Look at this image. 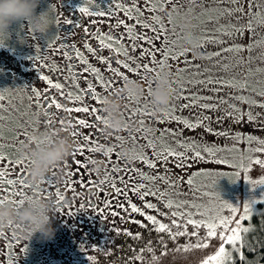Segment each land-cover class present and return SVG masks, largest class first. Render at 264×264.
Wrapping results in <instances>:
<instances>
[{
    "label": "flooded vegetation",
    "instance_id": "flooded-vegetation-1",
    "mask_svg": "<svg viewBox=\"0 0 264 264\" xmlns=\"http://www.w3.org/2000/svg\"><path fill=\"white\" fill-rule=\"evenodd\" d=\"M178 3L179 0H168L166 4H161L160 0H149L146 4L145 0H137L138 12L132 8L131 0H40L36 12H47L49 20L45 33L36 32L30 24L20 21L13 23L7 34L0 35V155L10 162L23 161L18 165L0 161L4 163L0 171L6 172L5 179L18 180L23 176L25 184L30 186L22 189L23 196L17 197L10 194L9 185L4 184L0 199L6 198L7 202L3 204L8 207H19V201L25 202L29 198L45 200L52 206L54 229L51 238L40 233L31 236L23 225H11L0 231V264H136L140 252H144L141 240L150 239L152 234L148 233L150 226L144 217L130 211L129 201L141 208L144 203L131 186L143 183L163 194V199L151 195L145 197L160 212L143 210L156 215L165 224H169L171 219L172 208L165 206L169 201L174 206L183 205L190 194L192 198L198 197L200 190L192 189L193 177L203 172L201 166L204 165L188 166L182 161L183 166H178L180 162L175 157H169L167 163L159 158L168 150L181 152L188 140L193 139L195 129L180 125V120H188V116L177 110L175 119L170 114L155 121L143 119L141 115H148L157 106L152 105V95L148 94L149 87L154 90L151 78L143 70L138 75L129 73L117 63L131 64L134 58L135 65L142 60L139 65H160L158 62L165 60L162 53H166L160 26H166ZM82 7L88 8L90 14L81 13ZM153 8L154 11L151 10ZM163 15L169 19H162ZM153 17H157L159 22ZM145 24L149 27H144ZM109 35L119 38V42L107 40ZM142 36L153 43L138 38ZM101 39L105 45L110 44L111 49L102 47ZM88 47L96 50L95 54L89 52ZM145 50L151 55L145 54ZM125 51L127 56L122 54ZM77 53H81L88 63H82ZM152 56H155V61ZM101 57L108 58L110 66L129 79L115 76L108 70L109 64L101 62ZM89 65L99 70V76L105 82L112 81V86L105 89L96 74L85 70ZM163 65L169 64L164 62ZM129 81L141 87L139 97L124 91ZM57 83L62 86L59 90L52 86ZM89 84L95 86L102 102L84 95ZM37 92L40 93L39 99ZM78 95L81 97L79 101L76 100ZM45 97L55 98L62 105L61 109H48L49 113H55L54 116L46 114ZM106 98L119 105L116 114L121 121L119 130L109 129L104 123L107 114L103 101ZM83 105L98 111L89 115L64 110ZM170 107L171 104L165 110L169 111ZM141 112L146 114L140 115ZM247 116H244L245 120ZM77 119L95 122V127L81 128L75 125ZM78 129L90 135L91 140L86 142L83 135L73 136ZM137 132L142 136L143 149L128 150L127 137ZM50 133L56 134L52 139L67 138L73 145V151L66 160L51 168L39 187H35L29 182L31 162L24 157L30 148L35 147L31 138H43ZM149 141L154 146H149ZM81 146L85 148L84 154L73 158L72 154ZM89 146L96 147L97 151H87ZM86 157L95 163L88 162ZM145 159L155 163L156 167H148ZM76 161L85 162L87 167L81 168ZM69 171L74 175H67ZM141 173L166 179L146 180ZM169 181L173 182L171 186ZM113 182L115 187L111 186ZM116 189H121L123 194ZM57 193L64 197L62 203H57ZM183 237L178 235L172 239L165 232H156L155 236L162 248L170 242L182 241Z\"/></svg>",
    "mask_w": 264,
    "mask_h": 264
},
{
    "label": "rangeland",
    "instance_id": "rangeland-1",
    "mask_svg": "<svg viewBox=\"0 0 264 264\" xmlns=\"http://www.w3.org/2000/svg\"><path fill=\"white\" fill-rule=\"evenodd\" d=\"M237 7H242L243 12H237ZM162 19L168 20L169 17L163 15ZM250 22L252 31L248 29ZM189 27L196 35L195 47L186 40ZM163 28L164 49L168 55L163 63L169 65L152 66L154 71L147 72V77L151 78L150 83L155 89L158 77L167 76L173 92L171 107L167 111L156 106L148 115L139 114L145 120L155 121L169 114L174 117L179 112L177 110H182L188 116L187 121L193 124L205 116L211 118L194 128L193 139H189L184 149L178 152L186 153L183 162L188 166L204 165L201 166L203 172L193 177L192 189L198 188L200 194L195 198L190 194L183 205L177 204L181 208L173 206L172 212L177 215L171 216L169 224H164L171 227L174 218L182 227H172V230L183 231L189 217L198 222L217 223L220 219H230L229 228H233L237 221L241 225L246 203L256 201L251 206L248 218L257 211L259 203H264V186L249 183L264 180V165L255 163L257 160L264 161V108L259 106L264 104V97L261 96L260 104L256 98L264 85V0H239V4L230 0H179ZM233 46H243L245 50L225 51ZM173 56L178 58L173 59ZM131 64L136 66L135 63ZM178 68L182 71H177ZM210 79L223 80L236 86L209 84L207 81ZM242 81L249 92H244L239 86ZM182 96L188 98L183 99ZM249 96L257 102L255 105L251 103V121L249 114L245 120L243 113ZM180 125L185 127L183 123ZM209 128L213 131H208ZM219 132L227 135L215 134ZM130 135L126 143L128 150L143 149L140 132ZM205 148L212 149V154L206 152ZM233 148L235 150H231ZM197 151L203 159L195 158ZM232 208L236 211L233 212ZM146 224L150 226L148 233L152 237L141 240L144 252H140L136 264H203L221 246L218 237L205 241L206 228L201 227L195 230L198 235H192L194 229L188 225L189 235H184L178 243L173 241L162 248L157 244L154 226L148 221ZM221 231L217 229L218 233ZM204 242L209 243L207 248L195 247ZM190 243L193 246L185 250ZM225 247L232 256L235 252L232 246Z\"/></svg>",
    "mask_w": 264,
    "mask_h": 264
},
{
    "label": "snow or ice",
    "instance_id": "snow-or-ice-1",
    "mask_svg": "<svg viewBox=\"0 0 264 264\" xmlns=\"http://www.w3.org/2000/svg\"><path fill=\"white\" fill-rule=\"evenodd\" d=\"M148 2H149V0H145L146 4ZM167 2H168V0H160L161 4H166ZM230 2L239 4V0H230ZM131 3H132V8H135L139 12L140 9L137 7V0H131ZM151 10L154 11L155 9L153 8ZM126 11H131V9H126ZM236 11L237 12H243V8L242 7H237ZM80 12L81 13L90 14L89 13V9L86 8V7L80 8ZM99 14L103 15L104 13H99ZM229 14H231V13H229ZM153 19L156 20L157 22H159L157 17H153ZM143 26L146 27V28L149 27V25H147V24H145ZM248 29L250 31H252L251 22L248 25ZM153 30L155 31V29H153ZM129 31H131V29H129ZM163 31H164V28H163V26H161L159 32L162 33ZM237 31H243V30L242 29H237ZM138 38L139 39H144L146 43H149V44L153 43V41L149 40L146 36H142V37H138ZM158 38H159V34H158ZM107 40L119 42V38H113L110 35L107 37ZM101 46L102 47H109L111 49V45L110 44L109 45H105L103 39H101ZM133 50H135V45H133ZM244 50L245 49H244L243 46H240V47L233 46V47L225 49V51H230V52H242ZM248 50H250V48ZM88 51L92 52L93 54H95L96 50H94L91 47H88ZM113 51H115V50L113 49ZM122 54L127 56V51L123 52ZM145 54L151 55V52H148L147 50H145ZM162 54L164 55V59L167 60L168 59L167 53H162ZM219 54L220 53H216L215 55H219ZM179 55H184V53H180ZM77 56L81 59L82 63H85V64L88 63V61L83 58L81 53H77ZM172 58L173 59H177L178 57L177 56H173ZM152 59H153V61H155V56H152ZM101 62L102 63H108L109 64L108 70L110 72H112L115 76H120L123 80H128L129 79V77L127 75L121 73L118 69L112 68L110 66V60L108 58L101 57ZM117 63L120 64L121 67L127 69V71L129 73H139L141 70H143L145 72L154 71V69L149 67V65H147V64H145V65L136 64V66L133 67L132 64H129L128 62L117 61ZM134 63H135V59L133 58V64ZM158 63L162 65L163 61H159ZM85 70L86 71H91V73L96 74L98 79H99L100 84L105 89H108L109 87L112 86V84H113L112 81L105 82L103 77L99 76V70H97L95 68H92L90 65ZM177 71H182V69L178 68ZM43 79H47V78L44 77ZM48 83L52 84L51 81H48ZM201 83H205V81H201ZM207 83H209V84L217 83V84H221L222 86L227 84V82H225L223 80L213 81L211 79L208 80ZM52 86L54 88L58 89V90L62 88V86L60 84H58V83L54 84ZM227 86L235 87L236 85L235 84H227ZM77 87H78V85H77ZM241 87H246V85H242ZM68 95L71 96V93H69ZM84 95H86V96H88V97H90L92 99H95L98 103L102 102V101L99 100V95L96 93L95 86L92 85V84L88 85V88L84 92ZM149 95H152L151 87H149ZM259 95L264 97V92H260ZM36 96L39 99L40 98V93L37 92ZM181 98L187 99L188 97L182 96ZM45 99L47 101V103L44 105V107L46 109V114H48L50 116H54L55 113H49L48 109H51L53 107H55L56 109H61L62 105L55 98L45 97ZM80 99H81V97L78 95L76 97V100L79 101ZM252 103H253V105H255L257 102L253 101ZM259 106L264 108V104H260ZM205 107H207V106H205ZM64 110L68 111L69 113L75 111V112H84V113H87L89 115H92L93 113L98 111L94 107H90L88 105H83L81 107L67 108V109H64ZM174 111H175V109H173V112ZM234 111H238V109H234ZM141 114H146V113L141 112ZM172 118L175 119V117H172ZM248 118H249L250 121L253 119L251 113H249ZM97 119H99V117H97ZM210 119H211L210 117L205 116L200 121H198V123H195V124L189 123L187 120H180V123H183L185 125V127H187V128H193L194 129V128L200 126L201 124H203L205 120H210ZM236 119L239 120L240 117L237 116ZM49 122L51 123V120ZM141 123L143 124L144 121H141ZM75 125H79L81 128H83V127L91 128V127H95V122L90 123V122H88L85 119H77V120H75ZM208 131L211 132L213 130L209 128ZM215 134L216 135H227L226 133H223V132H219V133H215ZM81 135H83V139L86 142H89L91 140L90 135L83 134L79 129L77 131L73 132V136H81ZM249 141H251V137H249ZM92 143L94 144L95 142H92ZM149 146H154L151 141H149ZM204 150L206 152H208L209 154H212V149L205 148ZM231 150H235V149L233 148ZM84 151H85L84 146L79 147L72 154L73 158H75V156L77 154L83 155ZM87 151L95 152V151H97V148L94 147V146H89L87 148ZM109 152H111V149H109ZM169 157H175V159L178 162H180V163H178V166H183L182 165V161L184 159H186V153H177V152L168 150L166 154L161 153L159 155V158L164 163H167ZM195 158L196 159H203V157L201 156L199 151H197L195 153ZM86 160L88 162H90V163H95V160H92L89 157H86ZM0 161H2L4 163H11L13 165H18V164H22L23 163V161L10 162V161L7 160L6 157H4L2 155H0ZM4 163H0V169H2L4 167ZM76 163L79 164V166L81 168H86L87 167V164L85 162L76 161ZM144 163H146L147 166L150 167V168H155L156 167L155 163H152L151 161H148L147 159L144 160ZM255 163L256 164H260V165H264V161L257 160V161H255ZM64 166L68 167L67 162H64ZM115 170L116 169H113V171H115ZM67 175H69V176L74 175V172L69 171L67 173ZM141 175H143L144 179H146V180H155L157 178L161 179V180H165L166 179L163 176L152 177V176L144 175L143 173H141ZM5 176H6V172L5 171H0V192L4 191V188L2 186L4 184H7V185H9L10 194L19 197V196H23L24 195V192L22 190L23 188L30 187L29 185L25 184V182H24L25 178L23 176H21L18 180L15 179V178H13V179H5L4 178ZM172 183L173 182L169 181L170 186L172 185ZM188 183L190 184L191 181H188ZM249 183H256L258 185L264 186V180L249 181ZM111 186L115 187V183L113 182L111 184ZM35 187H39V185H36ZM127 187L128 186H126V188ZM12 189H15V191H11ZM144 189H146V190H144ZM116 190H117V192H121V194H123L121 189H116ZM131 190L133 192H135L140 197V199L144 201V203H143V206L141 208V207H138L137 205L131 203V201H129L130 211L133 212V213H138L139 215L143 216L144 219L146 221H148L149 224L154 226V229L157 232H166L168 234L169 238L175 239V237L178 236V235H189L187 233V226L191 225L193 227V229H194V232L192 233V235H198L197 231H195V230H198L201 227H204V228L207 229V234H206V237H205V241H210L211 239L217 238V237L221 240V246L218 248L217 252L214 255L208 257L207 259H205L203 261V264H225L226 261L231 259V253L226 251L225 245H231L234 250L238 251L237 244L241 241V232L247 233L249 231V229L246 228V227L242 228L240 223H239V221H237L235 227L229 228V224L231 223L230 219H220L219 222L217 223V222H198V221H196V220H194V219L189 217L186 220L185 224L183 225V231H180V232H177V233H173L172 230H171L172 227L181 228L182 225L180 223H178L177 221L174 220L173 223H172V226L169 227L168 225H165L164 223L160 222V220L157 218L156 215L147 214V212L143 210V209H152L154 212H160V210L156 207V205L153 202L146 200L145 197L151 195V196H159L160 199H163V194L159 193V190H153L150 186H146L143 183H141L139 185L131 186ZM57 196H58L57 203H62L64 197L62 195H60V193H57ZM6 202H7L6 198L0 199V204L6 203ZM13 203H16V201H13ZM19 203L23 204V201L21 200V201H19ZM254 203H256V201H252V202L246 203L244 205V209H243L244 213H245L244 219L248 218V214H249V212L251 210V206ZM165 206L168 207V208H172L174 205H173V203L171 201H169ZM175 206L179 207L180 205H175ZM232 211L235 212L236 209L232 208ZM160 214L166 215V216L169 215L168 213H160ZM170 215L171 216H176L177 213L172 212V213H170ZM184 215H188V214H184ZM181 219H183V216H181ZM141 227H145V225L141 224ZM218 228L222 229V231L219 232V233L217 232ZM128 234L131 235L130 233H128ZM137 238H139V234H137ZM192 246L193 245H191V243H190L189 245L185 246V250H188V248H190ZM208 246H209V243H207V242L195 245V247H197V248H199V247L207 248ZM240 258L243 259V256H241Z\"/></svg>",
    "mask_w": 264,
    "mask_h": 264
},
{
    "label": "clouds",
    "instance_id": "clouds-1",
    "mask_svg": "<svg viewBox=\"0 0 264 264\" xmlns=\"http://www.w3.org/2000/svg\"><path fill=\"white\" fill-rule=\"evenodd\" d=\"M40 0H0V35L7 34L13 23L24 21L30 24L34 31L45 33L49 26V20L45 13L37 14ZM186 40L193 47L196 45V35L193 31L186 32ZM124 91L132 96L139 97L142 94L141 87L135 82H127ZM172 88L167 76H160L156 81V87L152 91V101L161 109L167 108L172 101ZM104 112L107 119L104 121L107 128L119 130L121 121L116 114L119 105L115 100L106 98L103 101ZM55 133H50L45 137H33L34 148H30L25 154V159H29L31 167L29 169V182L39 185L50 171L66 160L73 151V145L67 138L58 137L52 139ZM27 206H24V204ZM52 206L43 199L29 198L19 207H8L0 204V231L5 230L10 225H23L29 230V234L34 236L40 233L45 238L54 235L51 222Z\"/></svg>",
    "mask_w": 264,
    "mask_h": 264
},
{
    "label": "trees",
    "instance_id": "trees-1",
    "mask_svg": "<svg viewBox=\"0 0 264 264\" xmlns=\"http://www.w3.org/2000/svg\"><path fill=\"white\" fill-rule=\"evenodd\" d=\"M245 85L244 81L239 82V86ZM244 92H249L246 87H241ZM264 92V85L261 88ZM260 104L261 96L256 95ZM263 98V97H262ZM255 101L252 96L248 97V104L245 106L244 116L251 111V103ZM241 227L248 228L247 233L241 232V241L237 244L238 251L235 250L231 259L225 264H263L264 263V203L258 204L257 211L253 212L248 220L241 221ZM243 256V259L240 257Z\"/></svg>",
    "mask_w": 264,
    "mask_h": 264
}]
</instances>
